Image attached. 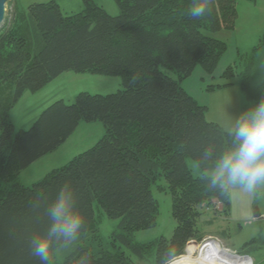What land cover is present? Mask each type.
I'll return each mask as SVG.
<instances>
[{
  "label": "trees",
  "instance_id": "16d2710c",
  "mask_svg": "<svg viewBox=\"0 0 264 264\" xmlns=\"http://www.w3.org/2000/svg\"><path fill=\"white\" fill-rule=\"evenodd\" d=\"M115 1L117 16L94 0H84V9L73 14L55 2L34 4L20 14L21 29L19 23L0 32V264H40L28 241L33 232L45 233L49 222L42 215L43 200L35 198L43 192L52 200L65 183L77 194L85 228L54 264H75L84 253L90 264H142L148 255L160 264L166 250L176 259L198 238L196 222L204 207L218 202L222 213L230 209V190L209 187L205 172L212 161L203 157L211 145L214 160L230 138L207 121V106L183 84L198 67L209 78L211 93L234 86L239 77L246 109L254 107L264 97V85L254 89L250 81L256 57L264 54V36L242 73L236 63L218 77L228 44L217 36L235 30L237 0H212L211 12L202 18L189 15L193 0ZM66 72L119 77L123 89L81 93L73 104L58 100L28 130L17 131L10 120L13 105ZM83 122H101L105 136L31 186L19 181ZM188 159L198 163L201 176H193ZM161 180L170 190L177 227L169 240L134 244L137 232L157 224L160 207L152 187ZM31 202L40 207L33 209ZM96 209L120 221L112 239L99 238Z\"/></svg>",
  "mask_w": 264,
  "mask_h": 264
},
{
  "label": "rangeland",
  "instance_id": "374dc122",
  "mask_svg": "<svg viewBox=\"0 0 264 264\" xmlns=\"http://www.w3.org/2000/svg\"><path fill=\"white\" fill-rule=\"evenodd\" d=\"M94 1L109 15H119L120 10L115 0ZM50 2L57 3L65 14L79 13L84 9V0H9L0 32L12 29L19 23L21 29L24 26L23 20L20 21L21 13L27 11L31 5ZM237 13L235 30L231 34L222 33L217 36L228 44V50L218 67V77L228 66L236 63L239 64L237 73H242L253 56L255 47L264 36V0H237ZM201 71L202 69L198 67L194 72L193 80L189 83L185 80L186 84H183V88L187 89L186 92L193 98L199 100L201 105L207 106V121L219 125L225 131L226 127L234 122L235 117L247 110L240 88L241 78L233 80V83H236L234 86L211 93L206 91V87L211 82L208 79L207 83L203 82V76L199 74ZM251 71V84L254 89L261 88L264 85V54L256 57ZM198 82L204 83L205 89L200 91L203 94L201 97L196 89ZM122 89V80L119 77L66 72L42 90L35 93L27 92L13 105L10 120L17 131L28 130L41 113L58 100L73 104L81 93L107 95ZM9 92H13V87H9ZM105 133V127L101 122L81 123L76 132L58 150L24 170L19 181L26 186H31L42 180L48 173L62 168L79 154L93 148L105 136ZM192 162L194 161L191 159L187 160L193 176H201L200 168H193ZM152 192L160 207L157 224L152 229L137 232L134 244L146 245L162 238L169 240L177 227V222L172 215V196L166 182L164 180L158 182L152 187ZM230 203L227 213H222L223 208L218 202L210 207H204L202 215L196 222L198 238L191 242L202 245L209 240L217 241L225 255L233 257L235 254L253 259L258 254L255 264H264V220L254 216L256 209L261 211L260 215L264 214V186L252 193L241 188L231 189ZM95 213L97 232L100 236L98 237L102 240L112 239L111 236L117 231L120 221L109 219L99 209H96ZM121 249L119 247V250ZM64 255L65 252L56 256V261L61 260ZM133 260L137 262L136 258ZM142 264H155V258L148 255Z\"/></svg>",
  "mask_w": 264,
  "mask_h": 264
},
{
  "label": "clouds",
  "instance_id": "9594fccd",
  "mask_svg": "<svg viewBox=\"0 0 264 264\" xmlns=\"http://www.w3.org/2000/svg\"><path fill=\"white\" fill-rule=\"evenodd\" d=\"M212 0H193L189 7V15L202 18L211 12ZM137 77L134 75L132 83ZM230 138V146L214 156V149L209 145L203 157L212 161L205 172L209 177V187L226 193L234 188H241L249 193L264 186V97L254 107L243 111L234 122L225 129ZM193 168L199 167L192 162ZM43 200L42 215L47 218L48 227L45 233L33 232L29 237L30 254L37 257L40 264H54L56 256L70 250L81 237L85 228V217L78 208L76 192L65 183L52 200L45 193L39 192L35 198ZM32 208L40 207L31 202ZM86 234V233H84ZM175 253L166 250L160 264H173ZM75 264H90L88 253L82 254Z\"/></svg>",
  "mask_w": 264,
  "mask_h": 264
},
{
  "label": "bare ground",
  "instance_id": "6f19581e",
  "mask_svg": "<svg viewBox=\"0 0 264 264\" xmlns=\"http://www.w3.org/2000/svg\"><path fill=\"white\" fill-rule=\"evenodd\" d=\"M173 264H252L250 260H239L225 255L219 242L209 240L200 245L191 242L186 252L176 259Z\"/></svg>",
  "mask_w": 264,
  "mask_h": 264
},
{
  "label": "crops",
  "instance_id": "0c3cea01",
  "mask_svg": "<svg viewBox=\"0 0 264 264\" xmlns=\"http://www.w3.org/2000/svg\"><path fill=\"white\" fill-rule=\"evenodd\" d=\"M201 76H203L202 77V79L204 80L203 82H205V83H207L208 82V80H209V78H207L205 75H204V73H203V71H201V73H199ZM194 75V74H193ZM193 75L187 80V81H185V82H187V83H189V82H191V80H193ZM208 79V80H207ZM206 80V81H205ZM184 84H186V83H184ZM185 89V88H184ZM196 89H197V91L199 92V94H200V97L201 96H203V94H201L200 93V91L203 89H205L204 88V83H199L198 82V84H197V86H196ZM186 91H187V89H185ZM194 99L195 100H197L195 97H194ZM198 102H199V100H197ZM201 101H202V99H201ZM259 212H261V211H259V210H255V214H254V216H255V218H258V217H260V218H258V219H261V220H264V214H259ZM257 215H259V216H257ZM262 216V217H261ZM258 256V254H256V256H255V258L253 257V259H251V263L252 264H255V263H257V259H256V257Z\"/></svg>",
  "mask_w": 264,
  "mask_h": 264
},
{
  "label": "water",
  "instance_id": "95a60500",
  "mask_svg": "<svg viewBox=\"0 0 264 264\" xmlns=\"http://www.w3.org/2000/svg\"><path fill=\"white\" fill-rule=\"evenodd\" d=\"M8 2H9V0H0V27L2 26V24L4 23V20H5L6 6H7ZM257 216H259V215H257ZM233 257L237 258L239 260H250L251 261V258L247 257V256H237V255L233 254Z\"/></svg>",
  "mask_w": 264,
  "mask_h": 264
}]
</instances>
